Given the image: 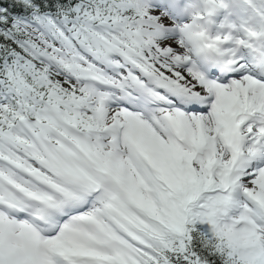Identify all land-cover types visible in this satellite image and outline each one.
<instances>
[{
	"label": "snow or ice",
	"instance_id": "snow-or-ice-1",
	"mask_svg": "<svg viewBox=\"0 0 264 264\" xmlns=\"http://www.w3.org/2000/svg\"><path fill=\"white\" fill-rule=\"evenodd\" d=\"M161 28L0 0V264H264V79L185 69Z\"/></svg>",
	"mask_w": 264,
	"mask_h": 264
},
{
	"label": "clouds",
	"instance_id": "clouds-1",
	"mask_svg": "<svg viewBox=\"0 0 264 264\" xmlns=\"http://www.w3.org/2000/svg\"><path fill=\"white\" fill-rule=\"evenodd\" d=\"M241 9L246 11L247 19L239 25L225 23L227 34L223 39L218 36L209 37L213 17L222 11L226 13V19L227 16L236 17V13ZM179 12L193 18L192 25L185 26L182 31L185 40L191 44L204 65L212 68L225 66L226 62L231 61V57L226 59V53L221 51V46L228 42L234 45L233 51L239 49L242 43L245 44L250 50L254 63L258 66L264 65V27L257 30L249 22L254 15L258 18V22L264 25V9L254 4L253 0H186V3L179 8ZM241 30L246 36L244 41L234 38V34ZM182 55L189 58L187 52Z\"/></svg>",
	"mask_w": 264,
	"mask_h": 264
},
{
	"label": "rangeland",
	"instance_id": "rangeland-1",
	"mask_svg": "<svg viewBox=\"0 0 264 264\" xmlns=\"http://www.w3.org/2000/svg\"><path fill=\"white\" fill-rule=\"evenodd\" d=\"M146 5V10L149 15L153 17H159L160 21L162 22V28L161 33L159 37L156 40V43L163 47L167 43H173V42H180L181 48L188 53V56H190L188 59L191 58L190 48L189 44L186 42L184 38V34L182 29L185 26H191L193 23L192 17H183L182 14L179 12V8L183 6L186 3V0H179L177 3V0H144ZM253 3L260 7V4H262L264 9V0H253ZM242 14V17L239 18V20L242 22L243 17L245 18L246 11H239ZM163 13V15H161ZM223 13L224 16L218 18L216 15L213 17V27L215 29V32H217V35L213 36L212 38L219 37L221 39L224 38V36L227 34V29L224 27L225 23H233L234 21H229L230 19H226V13ZM218 13V14H220ZM254 15L252 16L253 20ZM254 27L259 30L260 23L258 22V18H255V21L253 22ZM239 25V22L237 23ZM259 26V28H258ZM214 35V34H213ZM185 69H190L194 72H196L195 69H192V67L185 63L183 65ZM214 73H216V70H214ZM208 78H212L213 75L208 73ZM201 229H206L207 226H201L197 224Z\"/></svg>",
	"mask_w": 264,
	"mask_h": 264
},
{
	"label": "bare ground",
	"instance_id": "bare-ground-1",
	"mask_svg": "<svg viewBox=\"0 0 264 264\" xmlns=\"http://www.w3.org/2000/svg\"><path fill=\"white\" fill-rule=\"evenodd\" d=\"M240 13L236 14V17L234 18V20H237V22L239 21L237 19V17H239ZM218 18L223 17L224 14L220 13L217 14ZM190 17V16H188ZM230 17L233 16H227V19H229ZM255 18V17H254ZM229 21H232L231 19ZM254 21V20H253ZM264 27L263 25L260 26V28ZM214 34V35H213ZM217 35V32H215L214 28H211V30L209 31V37L212 38L213 36ZM234 38H238L241 41H244L246 39V36L244 34V32L241 30L237 33L234 34ZM187 42V41H186ZM189 44V48H190V53H191V58L187 59L186 63H188L192 69H195L196 72L204 75L205 77L208 76V73H210L211 75H213L214 70L217 71L216 73L219 74L220 69L222 66H217L216 68L212 67L209 68L208 66L204 65L203 62L200 60L199 55L195 52V50L192 48L191 44L189 42H187ZM166 45H171L173 48H178L179 52L182 54L185 51L181 48L180 42H173L170 44H166ZM234 49V45L231 42L225 43L224 45L221 46V51L226 53V59L230 56L231 57V61H234L236 65H239L238 68H229L230 71H241L243 70L246 74L257 78V79H264V69L260 68V65H256L254 62H252V60H250L251 58V54H250V50H248L249 48L245 45V44H241L239 49L233 51ZM190 57V56H188ZM250 65H253L255 67V69H251ZM223 74V73H220Z\"/></svg>",
	"mask_w": 264,
	"mask_h": 264
},
{
	"label": "trees",
	"instance_id": "trees-1",
	"mask_svg": "<svg viewBox=\"0 0 264 264\" xmlns=\"http://www.w3.org/2000/svg\"><path fill=\"white\" fill-rule=\"evenodd\" d=\"M197 229H201L198 225L195 226Z\"/></svg>",
	"mask_w": 264,
	"mask_h": 264
}]
</instances>
